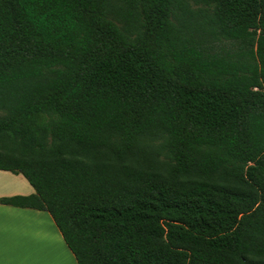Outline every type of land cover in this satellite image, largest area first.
Listing matches in <instances>:
<instances>
[{"label": "trees", "instance_id": "trees-1", "mask_svg": "<svg viewBox=\"0 0 264 264\" xmlns=\"http://www.w3.org/2000/svg\"><path fill=\"white\" fill-rule=\"evenodd\" d=\"M0 113L76 264H264V0H0Z\"/></svg>", "mask_w": 264, "mask_h": 264}, {"label": "crops", "instance_id": "crops-1", "mask_svg": "<svg viewBox=\"0 0 264 264\" xmlns=\"http://www.w3.org/2000/svg\"><path fill=\"white\" fill-rule=\"evenodd\" d=\"M32 194L23 176L0 171V199ZM43 242L61 244L75 262L48 213L0 205V264H25L29 254L37 256Z\"/></svg>", "mask_w": 264, "mask_h": 264}, {"label": "rangeland", "instance_id": "rangeland-1", "mask_svg": "<svg viewBox=\"0 0 264 264\" xmlns=\"http://www.w3.org/2000/svg\"><path fill=\"white\" fill-rule=\"evenodd\" d=\"M2 116L3 114L0 113V117ZM48 247H50V249ZM38 252H41L39 253L41 254L39 256V261L43 260V258H46L45 259L47 261L46 264H67L66 259L64 257L65 256L70 257L69 254L66 252L65 248H63L61 244L57 246L56 243H54L53 246H48V243L43 242V244H41L40 247H38ZM26 256L27 255H25V257ZM70 260H71V264H75V262L72 260L71 257Z\"/></svg>", "mask_w": 264, "mask_h": 264}, {"label": "bare ground", "instance_id": "bare-ground-1", "mask_svg": "<svg viewBox=\"0 0 264 264\" xmlns=\"http://www.w3.org/2000/svg\"><path fill=\"white\" fill-rule=\"evenodd\" d=\"M50 249V248H49ZM36 251H37V256H34V257H32L30 254H29V256L27 257V260H26V263L25 264H46V258H43V260H41V261H39V256L41 255V254H39V253H41V252H38V249H36ZM65 259H66V263L67 264H71V260H70V257H68V256H65L64 257Z\"/></svg>", "mask_w": 264, "mask_h": 264}]
</instances>
